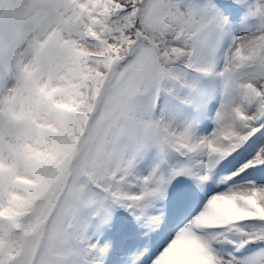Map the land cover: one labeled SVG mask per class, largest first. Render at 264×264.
<instances>
[{"label":"snow or ice","instance_id":"snow-or-ice-1","mask_svg":"<svg viewBox=\"0 0 264 264\" xmlns=\"http://www.w3.org/2000/svg\"><path fill=\"white\" fill-rule=\"evenodd\" d=\"M0 264H264V0H0Z\"/></svg>","mask_w":264,"mask_h":264}]
</instances>
